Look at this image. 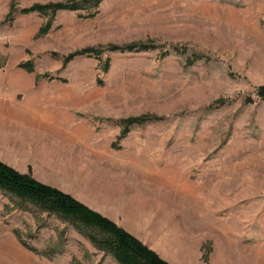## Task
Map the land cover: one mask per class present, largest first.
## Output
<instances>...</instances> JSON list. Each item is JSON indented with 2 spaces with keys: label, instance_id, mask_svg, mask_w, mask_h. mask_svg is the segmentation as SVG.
Here are the masks:
<instances>
[{
  "label": "rangeland",
  "instance_id": "374dc122",
  "mask_svg": "<svg viewBox=\"0 0 264 264\" xmlns=\"http://www.w3.org/2000/svg\"><path fill=\"white\" fill-rule=\"evenodd\" d=\"M60 1L0 0V160L171 264H257L264 0H102L40 35L53 13L23 9ZM133 43L153 47L108 48ZM87 47L101 52L64 64ZM92 236L106 233L0 189V264H122Z\"/></svg>",
  "mask_w": 264,
  "mask_h": 264
},
{
  "label": "trees",
  "instance_id": "16d2710c",
  "mask_svg": "<svg viewBox=\"0 0 264 264\" xmlns=\"http://www.w3.org/2000/svg\"><path fill=\"white\" fill-rule=\"evenodd\" d=\"M102 0H69L48 4H34L31 7L24 8V12L40 11L53 13L48 22L39 30V34L47 33L52 27L55 14L60 9H77L81 5L98 6ZM13 7V6H12ZM12 9V8H11ZM127 47V48H126ZM111 45L108 48L113 50H135V48L149 49L153 47L151 43H133L128 46ZM100 48L87 47L70 53L64 59V64L81 54L97 53ZM27 70L33 69V63L26 61L21 63ZM109 60L105 63L108 68ZM258 94L264 99V86L258 88ZM223 100L219 99V103ZM147 118L145 116L128 117L122 120L124 125L122 135L129 131V126L133 123H143ZM0 189L13 194L23 201L32 202L41 208L74 219L83 225L99 228L106 233L103 238H92L99 243L101 248L111 251L122 264H171L161 257L156 251L143 244L136 236L118 225L109 217L98 213L88 207L71 194L40 180L31 175L23 173L14 167L0 160Z\"/></svg>",
  "mask_w": 264,
  "mask_h": 264
},
{
  "label": "crops",
  "instance_id": "0c3cea01",
  "mask_svg": "<svg viewBox=\"0 0 264 264\" xmlns=\"http://www.w3.org/2000/svg\"><path fill=\"white\" fill-rule=\"evenodd\" d=\"M258 255H259V258H256V263L257 264H264V253L261 251ZM190 257H192V256H190ZM236 258L238 260L237 264H254L253 263L254 260L250 256H246V255L244 256L242 254H239L236 256ZM166 259L169 260L168 257ZM189 259H191V258H189V256H188L187 259H185V262H186L185 264H193V263H191V260H189ZM169 261L171 262V260H169Z\"/></svg>",
  "mask_w": 264,
  "mask_h": 264
}]
</instances>
